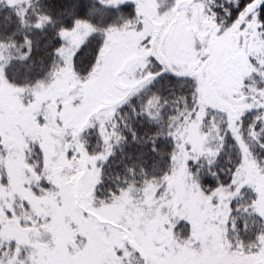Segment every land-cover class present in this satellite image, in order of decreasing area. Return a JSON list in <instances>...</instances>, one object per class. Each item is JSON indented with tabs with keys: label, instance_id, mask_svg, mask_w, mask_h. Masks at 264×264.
<instances>
[{
	"label": "rangeland",
	"instance_id": "374dc122",
	"mask_svg": "<svg viewBox=\"0 0 264 264\" xmlns=\"http://www.w3.org/2000/svg\"><path fill=\"white\" fill-rule=\"evenodd\" d=\"M5 1L16 6L29 0ZM98 1L104 9L134 5L140 29L130 23L108 29L86 79L72 68L73 54L93 32L85 23L61 32L65 46L58 54L63 68L33 86L9 82L0 55V264H264V242L257 252L243 254L241 246L226 239L230 202L245 187L256 193L255 211L264 221V170L250 158L236 129L243 110L242 83L257 72L250 60L262 52L261 24L241 15L236 24L220 30L200 0H189L191 6L184 2L178 9L175 0L170 5L164 0ZM155 33L156 52L168 57L172 72L197 76L204 67L198 111L175 135V167L161 192L159 184L150 183L140 193L130 189L109 204L99 203L98 162L105 155L84 157L77 191L82 171L75 168L78 157L73 154L78 152L72 154L77 134L92 114L123 95L115 85L116 75L142 50L147 52ZM202 43L203 49L198 47ZM145 65L142 61L121 75L120 84L135 83ZM218 110L220 117L208 122L213 130L207 129V135L202 132L204 119ZM110 116L102 110L89 124L98 128L106 147ZM221 118L241 149L242 161L233 191L219 188L205 195L187 163L208 152ZM32 146L41 152L40 172L31 166ZM179 223L187 234H175Z\"/></svg>",
	"mask_w": 264,
	"mask_h": 264
},
{
	"label": "trees",
	"instance_id": "16d2710c",
	"mask_svg": "<svg viewBox=\"0 0 264 264\" xmlns=\"http://www.w3.org/2000/svg\"><path fill=\"white\" fill-rule=\"evenodd\" d=\"M230 1L221 0L215 11L220 30L230 28L243 15L245 20L254 18L264 31V7L247 15L245 6L252 0ZM77 23L93 29L72 57L73 71L82 80L92 72L108 29H118L127 23L140 29L135 7L128 3L104 9L98 0H29L16 6L0 0V55L6 63V79L17 87H30L51 78L54 71L63 68L64 61L58 54L65 46L61 32L73 29ZM143 51L134 63L116 75L115 85L123 95L103 109L111 113L105 129L110 146L106 147L98 128L89 127L96 115L92 114L78 131L72 150V154L74 150L78 152L73 155L78 157L75 168L82 170L79 178L83 176L85 156L105 155L98 162L95 199L99 203L109 204L130 189L140 193L150 183L159 184V190L162 189L175 167V135L198 111L201 77L191 71L181 76L175 74L168 57L157 53L155 47L149 45L147 52ZM142 61L146 62L144 74L132 85L120 84L119 77L128 75ZM250 63L257 72L242 83L243 97L239 101L243 110L236 124L237 137L255 165L264 170V36L262 52ZM137 88L140 90L134 93ZM220 113L218 110L207 115L202 132L208 135L207 129L213 130L207 124L220 117ZM218 124L219 131L210 132L216 139L207 146L208 152L187 163L190 176L205 195L219 188L233 191L242 161L241 149L226 120L221 118ZM30 150L31 166L40 172L41 152L37 146ZM40 183L47 186L43 180ZM256 197L253 189L245 187L230 202L226 239L234 247L241 246L243 254L257 252L264 242V221L255 211ZM79 209L84 211L81 205ZM187 231L179 223L175 234L185 235Z\"/></svg>",
	"mask_w": 264,
	"mask_h": 264
},
{
	"label": "flooded vegetation",
	"instance_id": "af4514ba",
	"mask_svg": "<svg viewBox=\"0 0 264 264\" xmlns=\"http://www.w3.org/2000/svg\"><path fill=\"white\" fill-rule=\"evenodd\" d=\"M159 2H161V0H158ZM170 2L169 3V5L171 4V3H173L174 2V0H164V2H166V3H168V2ZM175 1H177L176 2V9H178V8H180L181 6H182V4L184 3V2H186L187 3V5L188 6H191L192 4H193V1H196V0H191L192 1V4H188V2H189V0H175ZM201 1V5H204V7L206 8V10H207V12H208V16L210 17V15H211V17H213V21L212 22H215L216 21V23H217V20L219 19V17H218V15L217 14H215V11L216 10H218V7H219V5H220V3H221V0H200ZM254 0H252L251 2H249V3H247V5L245 6V14H247V15H249L246 11H247V7L253 2ZM230 2H233V0H231ZM264 7V6H263ZM263 7H261V8H263ZM260 8V9H261ZM260 9H258V10H256L255 12H253V13H257V11H259ZM213 14V15H212ZM251 14V13H250ZM175 21H177V20H175ZM219 21V20H218ZM216 27L218 26V24H216L215 25ZM158 37V34H154V37H153V39L151 40V43H150V46L151 47H155L156 46V43H157V38ZM168 41H169V39L167 40V43H168ZM167 45V44H166ZM198 47H201L202 49H203V43L202 44H199L198 45ZM203 71H204V67H202L201 68V71L199 72V74H198V76L199 77H201L202 76V73H203Z\"/></svg>",
	"mask_w": 264,
	"mask_h": 264
},
{
	"label": "water",
	"instance_id": "95a60500",
	"mask_svg": "<svg viewBox=\"0 0 264 264\" xmlns=\"http://www.w3.org/2000/svg\"><path fill=\"white\" fill-rule=\"evenodd\" d=\"M264 6V0H254L248 7H247V13L250 14V13H253L255 12L256 10L260 9L261 7ZM125 69V67L121 70V72ZM104 107L100 108L95 114H97L99 111L103 110ZM82 178V176L78 179L77 181V191H79V187H78V184H79V181L80 179ZM78 201H79V198H78Z\"/></svg>",
	"mask_w": 264,
	"mask_h": 264
}]
</instances>
